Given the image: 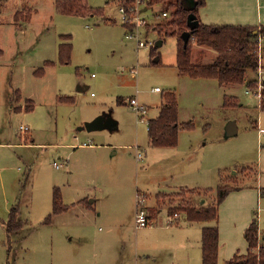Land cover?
I'll use <instances>...</instances> for the list:
<instances>
[{"label": "rangeland", "instance_id": "1", "mask_svg": "<svg viewBox=\"0 0 264 264\" xmlns=\"http://www.w3.org/2000/svg\"><path fill=\"white\" fill-rule=\"evenodd\" d=\"M118 1L85 0L94 13L69 14L59 0H0V264H202V228L214 223L188 225L181 208L215 203L221 186L240 188L219 206L218 263L247 252L245 230L253 217L264 234V111L255 96L258 84L247 93L245 85L180 75L177 38L165 29L174 0L148 1L142 48L126 39ZM64 35L71 36L73 47L68 64L58 59ZM158 40L163 44L155 47ZM193 48V63L217 57ZM259 56L264 72V38ZM170 92L179 121L193 127L179 129L176 147H155L130 100L147 106L149 120ZM21 93L33 101V110L20 112ZM66 96L71 102L61 101ZM226 96L230 106L224 105ZM230 96L240 103L233 105ZM94 113L111 117L116 126L85 130V140L67 133ZM229 121L236 122L238 134L227 137ZM21 125L30 128L31 139L21 135ZM85 142L103 147L76 153L77 146L65 148ZM55 162L66 165L57 169ZM55 189L67 208L53 215ZM138 195L153 219L157 216L144 227L136 226ZM15 204L23 226L9 235ZM175 214L181 217L170 223Z\"/></svg>", "mask_w": 264, "mask_h": 264}, {"label": "trees", "instance_id": "2", "mask_svg": "<svg viewBox=\"0 0 264 264\" xmlns=\"http://www.w3.org/2000/svg\"><path fill=\"white\" fill-rule=\"evenodd\" d=\"M182 1L177 0L176 4L171 5L174 7L172 19L165 28L166 35L177 38L176 57L179 74L188 75L193 78L216 79L221 86L241 84L249 89L257 85L258 79L256 74L260 67V42L264 38V26L204 24L198 17V11L206 4V0H196L198 7L194 13L197 16L199 25L192 31L188 45L185 47L182 34L190 30L187 24L189 12L185 10ZM59 2L61 10L69 14L95 12L93 8H89L85 4V0H59ZM162 2H165V0H151L150 4H159ZM14 17L15 21H19V12L15 13ZM61 37L65 41L59 44L58 59L60 63L68 64L70 63L73 49L72 43L70 42L71 36L64 35ZM194 45L213 50L217 53V57L210 63H193L192 48ZM159 62L160 58L158 61H154V63ZM248 72H252L254 76L248 77ZM230 97L233 99V105L238 104L239 100L236 97ZM225 99L224 105L230 106L227 103V96ZM61 101L71 102V97H61ZM120 103H122L121 100ZM259 105L260 109L264 111V86L262 88V98L259 101ZM32 108V105L27 104V111L32 110ZM192 127V122L181 123L179 121L177 99L172 92L167 93L164 95L158 116L148 120L147 131L149 145L155 147H176L179 129H191ZM239 188L221 186L217 190L215 203L207 206L200 205L198 207L187 204L186 207L181 208V212L185 214L188 222L202 223L212 221L214 223L212 226H204L202 228V264H219V206L231 191ZM186 189L189 193L200 192L198 189ZM66 208L67 206H64L62 202L59 189H55L53 215L64 211ZM147 210L148 218L151 222L153 217L150 213V207H147ZM19 212V204L13 205L6 226L9 235L12 232L20 230L23 226ZM260 235L258 220L253 217L245 230V239L248 245L247 252L245 254L236 253L227 261V264H264V234L261 235L262 237Z\"/></svg>", "mask_w": 264, "mask_h": 264}, {"label": "crops", "instance_id": "3", "mask_svg": "<svg viewBox=\"0 0 264 264\" xmlns=\"http://www.w3.org/2000/svg\"><path fill=\"white\" fill-rule=\"evenodd\" d=\"M198 17L202 23L207 24V25H243V26L250 25V26H256V27L264 26V0H206V4L203 7H201L200 10L198 11ZM199 47H200L199 53L201 56L204 55L203 51H206L207 49H209L206 47H201V46ZM209 50H210V53L212 54L213 50L211 49ZM248 90L249 89H247V91ZM156 92L159 93L161 91H156ZM21 95H22L23 102L22 104H20L21 105L20 112L22 111L28 112L29 110L27 111V109L24 107L25 105L24 102L30 99H26L22 93ZM30 102H32V104L31 103H27V104L32 105L33 108H35V106L33 105V101L30 100ZM96 114L97 113H94L89 117H83L79 119L78 123L81 124L82 126L85 122L93 120V118L97 116ZM83 131L85 130L79 131L78 129L74 130V128H71L70 130L67 131V133L70 134L71 136L73 135V139L75 140H81V139L85 140L88 136L86 134H83ZM99 131H104V130H99ZM92 136H95V135L93 134ZM85 143L83 144L81 143L79 145L75 143L74 144L66 143L65 148H72V147L77 146V149L75 150V152H73V153H76L80 149H86V150L95 149L96 151L97 149H100V147H103V146H97L96 148H94L93 144L90 143V145H84ZM65 165L66 164H64V166ZM180 217L181 215H179V218ZM154 219L151 222H153ZM196 223L201 224L199 222H188L187 224L191 225V224H196ZM220 247H221V240H220Z\"/></svg>", "mask_w": 264, "mask_h": 264}, {"label": "built area", "instance_id": "4", "mask_svg": "<svg viewBox=\"0 0 264 264\" xmlns=\"http://www.w3.org/2000/svg\"><path fill=\"white\" fill-rule=\"evenodd\" d=\"M149 0H119V10L122 14L123 24L127 29L126 32V39L136 40V44L138 48L146 47L147 43L142 40L141 31L143 26L146 24V12L150 8L148 5ZM162 15L164 17L168 16L167 11H163ZM260 57V56H259ZM261 60V58H260ZM261 68V66L259 67ZM259 76H258V87L257 92H255V96L260 100L262 98V88L264 82V72L259 69ZM94 76V75H93ZM155 91H161L159 88H156ZM250 90L247 91L249 93ZM130 105L133 107L134 111L136 112L137 122L146 121L148 124V120L146 116L148 114V108L145 105H140L136 99L130 100ZM19 132L21 135H24V139H31V132L30 128L26 125H21L19 127ZM263 133L264 130H261ZM30 137V138H29ZM84 145H90V143H85ZM140 156V154H139ZM54 166L57 169L63 167V164L54 163ZM179 215L175 214L172 218H170V223L174 221H178ZM150 220L148 218V211L146 207V199L143 195L137 196V206H136V226L137 227H144L150 225Z\"/></svg>", "mask_w": 264, "mask_h": 264}, {"label": "water", "instance_id": "5", "mask_svg": "<svg viewBox=\"0 0 264 264\" xmlns=\"http://www.w3.org/2000/svg\"><path fill=\"white\" fill-rule=\"evenodd\" d=\"M177 0H174L172 4H176ZM185 10L189 12L188 18H187V24L188 27L190 28L189 31H186L182 34V39L184 41V46L186 47L188 45L189 39L191 37V33L193 30H195L199 22L197 20V16L194 13V11L198 7V2L196 0H183L182 1ZM163 44L162 40H158L155 43V47H159ZM159 58H156L155 61H158ZM264 85V82H263ZM116 126V122L111 118V117H106V116H98L94 118L93 120L84 123L82 126L78 128L79 131L86 130L88 132H93V131H99V130H105L109 128H113ZM238 134V127L235 121H229L228 124L226 125V136H234ZM95 201V200H94ZM93 202V201H92Z\"/></svg>", "mask_w": 264, "mask_h": 264}]
</instances>
